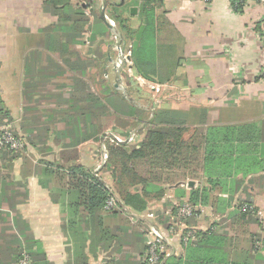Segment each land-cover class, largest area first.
Returning a JSON list of instances; mask_svg holds the SVG:
<instances>
[{"label":"crops","instance_id":"0c3cea01","mask_svg":"<svg viewBox=\"0 0 264 264\" xmlns=\"http://www.w3.org/2000/svg\"><path fill=\"white\" fill-rule=\"evenodd\" d=\"M108 1L98 0L96 7L108 33L102 35L103 29L97 25L93 37L86 31L73 46L83 68L77 72L62 62L57 44L45 42L48 28L55 29L60 9L66 6L55 0L48 5L46 0H0V100L30 146L26 154L6 159L8 172L25 189H20L16 202L8 201L5 206L0 197V224L9 227L6 232L12 228L22 243L25 239L33 243L32 249L50 264H80L81 260L83 264H108L110 257L119 261L139 258L144 263L140 256L143 244L130 249L105 241L100 226L83 221L76 212V193L58 186L55 175L47 171L77 163L94 173L96 166H102L103 156L107 157L102 139L106 131L92 133L90 123L77 118L86 107L81 102L86 89L77 87V79L88 92L95 87L97 96H106L102 92L107 86L117 95L129 97L112 31L114 22L106 14ZM124 1L139 4L141 0ZM75 7L72 0L66 9L70 13ZM138 7H128L134 29L141 25ZM154 8L156 76L147 80L131 70L129 77L141 89L151 83L157 87L152 96L164 93L172 101V107L160 104L159 108L205 107L212 122L258 127V120L264 118V38L255 27L264 20V3L244 0L241 14L233 12L229 0H156ZM89 23L99 24L96 17ZM224 113L226 118H222ZM242 114L245 117L239 119ZM77 122L79 129L87 126L89 130L75 135ZM96 137L97 149L92 140ZM73 149L77 158L69 161L74 153L68 150ZM3 158L0 154V162ZM184 190L187 194L188 189ZM253 194L264 222V186ZM178 200L176 190L169 188L155 204ZM169 248L170 255L176 252L172 245Z\"/></svg>","mask_w":264,"mask_h":264},{"label":"trees","instance_id":"16d2710c","mask_svg":"<svg viewBox=\"0 0 264 264\" xmlns=\"http://www.w3.org/2000/svg\"><path fill=\"white\" fill-rule=\"evenodd\" d=\"M50 1L46 0L45 4H50ZM55 1L66 7L60 9L55 29L48 28L45 42L57 44L62 62L79 72L83 68L73 46L82 41L81 35L86 31L93 37L99 30L97 25L102 27V35L108 33V29L97 17L98 0H74L76 7L70 13L67 9L72 0ZM155 1L141 0L138 4L135 1L109 0L106 5V14L121 35V51H125L128 44L132 45L131 70L147 80L156 76ZM229 2L233 12L242 13L244 0ZM131 5H139L137 16L141 25L136 29L128 12ZM93 17L99 24L89 23ZM261 24L264 20L257 24L256 31L261 30ZM123 76L127 90L137 89L139 97H142L144 92L135 81L126 73ZM76 82L80 83L78 88L82 85L80 88L86 89L84 98H81V102L86 103L85 112L77 118H85L92 133L100 134L111 127L118 134L121 129L129 130L133 126L134 130L137 127L135 140L121 143L105 138L107 157L97 173L77 163L67 168L58 165L55 171L47 169L55 175L58 186L76 193L74 208L83 221L87 219L86 222L92 221L100 226L107 242L128 245L130 249L143 244L140 256L143 264H150L145 259L147 229L150 227L128 212L144 215L150 205L162 198L166 189L172 188L176 190L179 204L186 200L191 206L209 207L217 221L201 229L193 224L194 217H189L184 230L197 228L195 239L187 238L184 243L181 237L180 251L168 257L162 253L158 264L162 261L163 264H264V222L252 194L264 186V118L258 120V127L242 122L220 124L210 120L205 107L183 111L159 108L145 98L146 102L138 105L133 98L119 96L110 87L103 89L106 96L98 92L102 95L100 97L88 92L82 81L77 79ZM12 119L0 100V125H10L15 135L28 145L25 135L13 130ZM78 125L77 122L75 135L87 132L86 124L85 130L79 129ZM122 134L128 135L126 131ZM73 150H68L74 153L69 161L77 158V151ZM26 152V147L18 152L0 149L4 157L0 162L2 206L8 201L16 202L21 195L20 189H25L15 181L13 173L8 172L6 159L17 158ZM189 181L194 184L189 185ZM184 189H188L187 194ZM110 197L116 204L105 208ZM168 207L172 208L171 216H175L177 208L170 202L157 209V217L153 219L162 232L170 228L171 216L164 213ZM8 229L5 223L0 224V264H17L23 252L29 255L32 264H50L32 249V242L30 244L25 239L22 243L14 230L11 228L6 232ZM139 260L124 257L119 261L110 257L108 264H141L142 260ZM83 263L81 260L80 264Z\"/></svg>","mask_w":264,"mask_h":264},{"label":"built area","instance_id":"2783aa9c","mask_svg":"<svg viewBox=\"0 0 264 264\" xmlns=\"http://www.w3.org/2000/svg\"><path fill=\"white\" fill-rule=\"evenodd\" d=\"M243 1V0H242ZM262 3H264V0H258ZM261 34L264 38V24L261 25ZM131 44H128L125 51H123V60L127 59L126 62L131 63ZM148 85H151L152 89H155L152 84L148 83ZM107 133L110 134V138L115 141V142H123V141H132L135 139V133L132 132L131 135L126 138L120 137L114 132L111 131H106ZM25 141L21 138H19L15 133L11 130L10 125H0V149L2 150H8L11 152H18V151H24ZM177 209H176V216L179 219V224L182 226V232L184 233V238H190V239H195V231L197 228H191V229H186V224L184 221L185 219H188L191 216L198 217V214L202 213L205 210V207L202 205H196V206H191L186 200H184L181 204H179L177 201H172L171 202ZM115 199L110 197L106 201V206L105 208H110L115 206ZM149 208V207H148ZM152 209L153 212L149 213L150 210ZM150 209L147 210V212L144 215H141L147 219H150L153 221L157 217L155 214L154 210L155 208L151 207ZM166 215L171 216L172 208L168 207L165 212ZM149 235V237H148ZM152 237H151V236ZM146 256H147V261L150 264H158L160 260V255L162 253H165L164 248L166 246L165 244V239L163 238V234L160 232L155 231L154 229L150 228V230L147 232V241H146ZM17 264H32L31 258L26 252H23L20 258L18 259Z\"/></svg>","mask_w":264,"mask_h":264},{"label":"rangeland","instance_id":"374dc122","mask_svg":"<svg viewBox=\"0 0 264 264\" xmlns=\"http://www.w3.org/2000/svg\"><path fill=\"white\" fill-rule=\"evenodd\" d=\"M115 39L113 38V39H111V41H114ZM115 42V41H114ZM99 43V42H98ZM118 47V46H117ZM116 47V49H117V51H119L121 48L120 47H122V46H119L118 48ZM126 60L127 59H124L123 60V65H124V69H125V73L127 74V76H130V73H132L131 72V68H130V65H131V63L129 62H126ZM151 84V83H150ZM143 86H146V88H143L142 87V89H143V92H144V94L142 93V97H139V91L137 90V89H129L128 90V96L130 97V98H133L134 100H135V102H137V103H139V104H143V102L145 101V99H146V101L148 102V101H150L155 107H159L160 106V104H166L167 106H169V107H172V104H170L172 101L171 100H169L168 98H166V96H165V94L164 93H162V94H160V95H158V96H156V97H154V96H152L150 93L152 92V90L153 91H155V89L157 88L156 86H155V89H152L151 88V85H148V84H143ZM153 87H154V85H153ZM93 91H92V93H94V92H96L95 90H96V88L94 87L93 89H92ZM146 91V92H145ZM145 98V99H144ZM145 101V102H146ZM171 101V102H170ZM177 101H179V100H177ZM150 103V104H151ZM174 105V104H173ZM14 115H12V117H13ZM228 116V114L227 113H224L223 115H222V118H226ZM238 117H239V119H243L245 116L242 114V115H238ZM130 121V120H129ZM13 128V130H16L17 132H18V134H21L22 133V131H20L19 129H16V127H12ZM136 128L137 127H135V129L133 130V126H131V128L129 129V130H127V129H121V132H119L117 135H119L120 137H123V138H126L128 135L130 136L131 135V133L132 132H134L135 130H136ZM133 130V131H132ZM106 131H111V132H113V128H111V127H109V129L108 130H106ZM127 132V136L126 135H123L122 134V132ZM98 136V135H97ZM98 137H96V138H93L92 140H93V142L95 141V145H93L94 147H95V149H97L98 148V139H97ZM105 138H107V137H103V140H105ZM136 139V138H135ZM134 139V140H135ZM26 145V150L27 151H29V148H30V146L29 145H27V144H25ZM105 145V144H104ZM105 151H106V148L104 149ZM96 153V152H95ZM97 154V153H96ZM98 154H99V152H98ZM105 155H107L106 153H105ZM102 157V156H101ZM105 158H104V156H103V158H102V160L101 161H103V163L105 162ZM97 164V163H96ZM95 164V165H96ZM97 165H99V164H97ZM100 167V166H99ZM98 166H96V168H95V171H94V173H97L96 171H97V169L99 168ZM103 181L104 182H106L105 181V179H103ZM252 194H253V192H252ZM159 201H157V202H155V203H158ZM152 204V205H150L149 206V208L148 209H150L151 207H153V208H155V210H154V212L156 213V210L157 209H160V207L162 206V204ZM255 205V204H254ZM255 207H256V209H257V212H258V214H259V216L260 217H262L261 216V213H260V210H259V208L255 205ZM148 211H150L149 213H152L153 212V210L152 209H150V210H148ZM147 212V211H146ZM176 212V211H175ZM192 217H194V216H192ZM219 218V217H218ZM193 220V224L197 227V228H201V229H205V228H207L208 226H210L211 225V223L213 222V221H217L216 219H217V216L215 215V214H213L212 212H211V210H210V208H207V207H205V210L202 212V213H200V214H198V217H194V218H192ZM150 220V219H149ZM188 219H185V220H182V221H184V222H186ZM150 221H152V220H150ZM153 222V221H152ZM154 223V222H153ZM169 225H170V228H169V230L168 231H164V229H163V232L161 231V230H159L158 228V230L160 231V233H162L163 234V238L165 239V244H166V246H165V248H164V254H166V255H168V253L170 252V248H169V245L171 246H173V248L175 247V250H176V252L175 253H178L179 251H180V247L178 246V244H179V240L181 239V237H182V241L185 243L186 242V240L187 239H185L184 238V233L182 232V225L181 224H179V219H178V217L175 215V216H171L170 218H169ZM150 230V228L149 229H147V231H149ZM151 236V235H150ZM148 237H149V235H148ZM152 237V236H151ZM190 240H194V239H190ZM145 252H146V250H145ZM145 259H146V261H147V256H146V254H145Z\"/></svg>","mask_w":264,"mask_h":264},{"label":"water","instance_id":"95a60500","mask_svg":"<svg viewBox=\"0 0 264 264\" xmlns=\"http://www.w3.org/2000/svg\"><path fill=\"white\" fill-rule=\"evenodd\" d=\"M105 4V3H104ZM104 4H103V6H104ZM136 9L134 8V7H132L131 8V12H134ZM101 17L104 19L105 18V15H104V12L102 11L101 12ZM112 31L114 32V34L116 35V37H117V46L119 47L120 46V41H121V35L119 34V33H117L114 29H112ZM119 58H120V60H121V62L123 61V51H121V49H120V55H119ZM122 90L124 91V92H126V90L125 89H123L122 88ZM103 137H110V134L109 133H107V132H104L103 133V135H102V139H103ZM127 141H123V142H121V143H126ZM194 184V182H192V181H189V185H193ZM120 205H122L123 206V204L122 203H120ZM124 207V206H123ZM124 209L128 212V210H127V208L126 207H124ZM131 216H133V217H135V218H137V219H140L141 221H143L144 223H146L147 225H149V227L150 228H152V229H154L155 231H157V232H160L158 229H157V227L155 226V224L152 222V221H150L149 219H147V218H145V217H143V216H141V215H139V214H134V213H131V212H128ZM172 252H171V250H170V252L168 253V255H166V257L167 256H169L170 254H171ZM160 264H163V261L160 263Z\"/></svg>","mask_w":264,"mask_h":264}]
</instances>
